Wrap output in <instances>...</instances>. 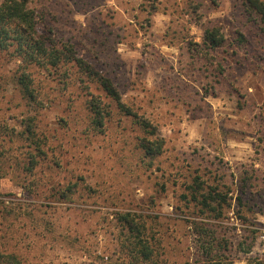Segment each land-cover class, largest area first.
Returning a JSON list of instances; mask_svg holds the SVG:
<instances>
[{
	"label": "rangeland",
	"instance_id": "374dc122",
	"mask_svg": "<svg viewBox=\"0 0 264 264\" xmlns=\"http://www.w3.org/2000/svg\"><path fill=\"white\" fill-rule=\"evenodd\" d=\"M26 2L37 31L72 44L111 79L132 115L67 65L33 68L31 102L17 84L20 61L0 49V251L23 264H130L118 220L129 212L144 223L158 264H208L191 233L197 218L215 231L223 264L262 259L264 25L257 14L243 0ZM210 27L223 36L214 50L203 44ZM89 91L109 111L99 129L90 122ZM155 137L161 151L146 155L141 139ZM197 184L227 197L218 219L199 214Z\"/></svg>",
	"mask_w": 264,
	"mask_h": 264
},
{
	"label": "trees",
	"instance_id": "16d2710c",
	"mask_svg": "<svg viewBox=\"0 0 264 264\" xmlns=\"http://www.w3.org/2000/svg\"><path fill=\"white\" fill-rule=\"evenodd\" d=\"M248 9L255 12L264 25V0H243ZM223 42L217 27L205 28L203 33V44L208 49H216ZM0 49L10 50L20 61L16 77L17 84L23 96L31 102H36L37 94L34 87L33 68H41L52 72L59 71L64 66L75 67L88 81L95 83L104 92L105 97L114 101L117 106L127 115H132L130 109L121 102L120 93L111 79L96 70L85 59L78 56L73 45L67 42L56 44L47 35L40 34L36 29V14L26 0H2L0 2ZM52 74V73H51ZM83 80V79H82ZM87 105L91 113V124L99 129L103 127L104 120L109 114L105 108L100 95L89 91L87 93ZM144 128L149 125L142 121ZM151 135L155 132L149 131ZM161 139H141L140 146L146 155H154L161 151ZM191 189V188H190ZM192 190V200L200 207L199 214L211 216L218 219L222 215V204L227 197L218 190L217 186L204 187L196 185ZM187 198V195H183ZM240 201V195L237 197ZM119 221L126 231L124 234L123 248L126 249L125 258L130 264H158L153 259V246L151 239L146 235L144 223L136 220L135 215L129 212L121 213ZM191 233L200 242V250L204 262L208 264H223L225 254L218 248L219 242L208 219H192L190 221ZM210 238V239H207ZM218 243L215 245L214 242ZM223 243V242H222ZM217 247V248H216ZM241 251L249 252L250 245L243 247L239 243ZM217 250V251H216ZM0 264H23L15 254L0 251ZM67 264V263H60ZM253 264H264L262 259L256 258Z\"/></svg>",
	"mask_w": 264,
	"mask_h": 264
}]
</instances>
